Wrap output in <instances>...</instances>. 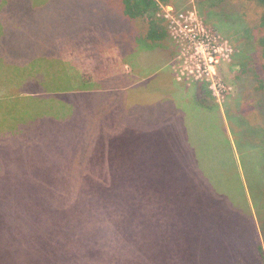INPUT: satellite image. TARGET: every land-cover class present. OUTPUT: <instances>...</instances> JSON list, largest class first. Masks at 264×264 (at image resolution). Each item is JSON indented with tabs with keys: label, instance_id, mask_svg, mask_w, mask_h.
Here are the masks:
<instances>
[{
	"label": "rangeland",
	"instance_id": "374dc122",
	"mask_svg": "<svg viewBox=\"0 0 264 264\" xmlns=\"http://www.w3.org/2000/svg\"><path fill=\"white\" fill-rule=\"evenodd\" d=\"M27 1H31L29 5L33 9L40 7L41 10L30 12ZM156 1L157 14L166 19L172 40L168 41L166 49L144 51L136 60L135 55L129 54L130 42L125 40L134 35L129 34L130 28L140 25L143 29L145 20L125 25L126 20L121 21L113 0H13V7L26 13L27 28L17 31L33 32L21 50L33 52L36 48L49 54L48 51H53L47 46L50 41L57 45V53H61V56L49 57L54 58L49 61L51 66L45 63L49 65L48 80L50 73L51 77L56 76L55 71L64 67L68 74L89 77L86 80L91 83L98 79L100 85L86 94L84 100L76 95L75 106L69 107L64 102L53 109L29 107L32 112L25 122L37 119L39 114L45 118L53 114L63 121L56 127L59 131L54 127L33 126L15 139L12 130L21 116L4 122L2 119L7 117L0 113L3 200L8 204H12L10 200L16 202V206H21L19 211L26 213L23 216L26 222L19 225L18 231L2 236L0 247L6 245L7 248L0 251V264H36L34 259L46 257V252L54 259L52 264H66L55 254V241L45 239L38 226H30V221L37 225L44 223L43 218L53 223L49 226L59 234V241L69 244L67 249L62 248L64 252L60 256L75 255L74 261L79 263L80 259L79 264H225L220 257L236 255V246L244 244L240 242L238 230L231 234L224 225L204 220L195 205L187 203L158 208L143 204L140 199L135 204H124L123 210L119 208L120 217L114 211H106L102 219L98 218L101 208L87 204L86 200L62 203L59 194L57 202L48 206L33 196L72 190L74 176L117 178L123 188L119 189L129 193L130 198L152 190L150 183L157 179L188 181L192 155L198 161L192 145L196 143L194 138H187L184 131L172 129L173 118L180 115L177 110H181L173 104L187 109L184 106L187 103L182 105L183 100L188 102L191 92L204 85L209 94L204 96L209 98V104H216L223 115L227 102L235 106L238 93L232 56L236 51L234 37L205 22L194 0ZM257 17L258 12L252 8L248 14L251 25L256 23ZM57 32H61L62 38H55V42L51 38ZM36 40L38 46L34 44ZM200 44L202 54L195 50ZM211 56L213 63L209 62ZM204 59L209 62V74L204 72ZM28 75L38 76L33 71ZM60 81V86L77 87L75 81ZM47 82L46 86H54L53 81ZM7 86L4 91H8ZM37 87L31 83L17 88L15 93H33ZM46 99L41 100L40 105L53 101ZM239 103L248 108L254 100L249 96ZM8 106L5 99L0 101L1 111L8 110ZM205 118L214 128L213 117L201 116L202 124ZM224 126L228 129L226 120ZM228 134L231 137L229 130ZM3 136L8 138L1 140ZM195 168L194 163L193 170ZM13 193L15 197L8 199ZM100 233L105 234V243L93 257L86 249L96 245L88 239ZM35 237L43 243L44 252L36 251L34 244L25 248L18 243ZM77 239L87 240L85 249L77 248ZM209 253L213 258L209 259ZM243 259L246 264L248 259Z\"/></svg>",
	"mask_w": 264,
	"mask_h": 264
},
{
	"label": "trees",
	"instance_id": "16d2710c",
	"mask_svg": "<svg viewBox=\"0 0 264 264\" xmlns=\"http://www.w3.org/2000/svg\"><path fill=\"white\" fill-rule=\"evenodd\" d=\"M113 1L121 21L123 22L122 18H125V25L129 26L138 19L145 20L144 30L140 25L130 28L129 34L134 33V35L125 40L128 44L130 42L128 51L129 54L135 55L136 60L144 51L164 48L168 41L172 40L166 19L157 14L156 0ZM30 2L27 1L30 12L41 10L40 7L33 9L29 5ZM194 2L205 22H210L217 30L234 37L236 51L232 56H234V78L238 95L235 106L233 102L225 104L224 115L218 110L219 107L216 104H209V98L204 96L209 95L204 85L202 88L196 87L191 92L188 102L183 100L182 105L187 103L184 105L187 109L183 110L178 103L173 104L174 108L181 110H177L180 115L173 118L172 129L184 131L185 136L194 138L196 143L192 145L198 161H195L192 155L193 161L188 181L183 178H164L161 182L157 179L158 182L154 180L150 183L152 190H144L142 193L135 194V198H130L129 193L119 189L123 188L119 185L117 178L74 176L72 190H60L42 197L33 196L48 206L57 202L59 194L62 195H60L62 203L86 200L87 204H97V208H101L98 211V218L102 219L106 217V211H114L120 217L122 215L120 209L124 204H135L140 199L143 204L156 205L158 208L169 204L177 205V207L185 203L195 205L197 213L204 220L224 225L231 234L235 230L240 233V242L244 243L241 245L243 247L236 246V255L221 256L225 264H244L243 257L249 260H246V264H264V0H194ZM252 8L258 12V17L256 23L251 25L248 14ZM25 21L26 13L19 7H13V0H0V101L5 99L9 102L8 110H0V113L7 117L2 119L4 122L12 121L17 115L21 116L12 130L15 139L23 136L27 130L30 131L33 126L54 127L60 130L56 127L63 121L53 114L47 115L46 118L45 115L39 114L37 119L25 122L32 112L29 107L36 105L39 109L46 107L53 109L64 102L69 104V107L75 106L73 102L78 100L76 95L84 100L86 94L94 92V89H97L96 85H100V80L97 79L91 83L90 80H86L89 77L68 74L64 67L55 71L56 76L51 77L50 73V80H48L47 72L51 64L49 61L54 59L49 57L61 56V53H57V45L50 44V41L47 46L53 51H48L49 54H46V50L38 51L36 48L32 50L33 52L21 50L22 45L29 42V35L33 33L29 30L17 31L19 28H27ZM60 34L61 32L54 33L51 39L57 42L55 38L61 39ZM34 44L38 46L39 42L36 40ZM41 61L43 62L37 65ZM31 71L38 76H29ZM61 79L75 81L77 87L60 86L58 83ZM47 81H53L54 86L51 88L46 86L49 84ZM31 83L38 85L33 93H37V90L42 91L38 94L15 93L17 88H24ZM8 84L16 88L10 89ZM6 86L9 92L4 91ZM249 96L254 100L253 105L249 103L247 108L239 103ZM45 99L53 101L40 105L43 102L41 100ZM205 114L213 117L214 128L206 118L204 123H201V116ZM225 120L228 123V129L224 126ZM7 138L8 136H3L1 140ZM194 163L196 168L193 170ZM206 167L213 172L207 171ZM13 197H15L14 193L9 195L8 199ZM4 198V187L0 184V201ZM9 202L12 204H8L6 200H3V204L0 202L2 220L0 221V241L4 233L18 231L19 225L26 222V218L23 217L26 213L19 211L21 206H16V202L11 200ZM10 212L13 214L10 215ZM1 214L8 215L3 217ZM43 219L44 223L38 222L39 225L37 222L30 221V226L39 227V230L45 234V239L53 243L55 241L53 248L55 254L60 257L58 260L66 264H79L80 259L79 263L74 261L75 255L60 256L64 252L62 248L67 249L69 244L59 241V234L49 226L53 223ZM75 241H77L78 249H85L87 240ZM88 242L96 245L95 248L86 249L95 257L96 250L105 243V234H95L88 239ZM18 243L25 248L34 244L37 247L36 251L44 252L41 250L44 249L43 243L37 237L20 240ZM213 244L216 242L213 241ZM5 247L7 248L6 245ZM5 247H0V251H6ZM204 249L206 252V244ZM208 257L213 258V254L209 253ZM34 260L36 264L54 262L48 252L46 257H38Z\"/></svg>",
	"mask_w": 264,
	"mask_h": 264
},
{
	"label": "built area",
	"instance_id": "2783aa9c",
	"mask_svg": "<svg viewBox=\"0 0 264 264\" xmlns=\"http://www.w3.org/2000/svg\"><path fill=\"white\" fill-rule=\"evenodd\" d=\"M200 46H201V44H200L199 46L196 45V46H195V50H196L197 53L200 52V54H202V51L200 50ZM213 61H214V60L212 59V56H211V57L209 58V62H210V63H213ZM209 62H208V61H205V59L203 60V66H204L205 69H206V70H204V72H206V74H209V73H210V72H209V67H208V65H207ZM203 66H202V67H203Z\"/></svg>",
	"mask_w": 264,
	"mask_h": 264
}]
</instances>
